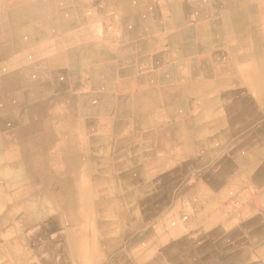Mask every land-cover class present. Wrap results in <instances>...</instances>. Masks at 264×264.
Wrapping results in <instances>:
<instances>
[{
	"label": "crops",
	"instance_id": "0c3cea01",
	"mask_svg": "<svg viewBox=\"0 0 264 264\" xmlns=\"http://www.w3.org/2000/svg\"><path fill=\"white\" fill-rule=\"evenodd\" d=\"M52 8L30 42L0 20V264H264V118L243 69L264 47L235 30L264 35L258 0Z\"/></svg>",
	"mask_w": 264,
	"mask_h": 264
},
{
	"label": "bare ground",
	"instance_id": "6f19581e",
	"mask_svg": "<svg viewBox=\"0 0 264 264\" xmlns=\"http://www.w3.org/2000/svg\"><path fill=\"white\" fill-rule=\"evenodd\" d=\"M0 1H6V4L9 8V19L6 21L9 23V25H11L12 27H9V30L13 31L14 32V37L16 38L15 40L16 41H19V39H23L24 41H27V42H30L32 39H31V34L33 33V30H31V20H43L44 19V11H43V6H49V7H60V5H63V4H73V5H76V4H80V0H0ZM244 2V1H243ZM254 3H257V2H254ZM243 4V3H242ZM251 4V3H250ZM253 4V3H252ZM258 4H259V8H260V11L258 12L259 14L258 17H259V20L260 21H263L264 19V0H258ZM248 5V4H247ZM256 5V4H255ZM223 6V5H222ZM249 6V5H248ZM251 6V5H250ZM257 6V5H256ZM90 7V6H89ZM258 7V6H257ZM47 8V7H46ZM52 8V9H53ZM69 8V7H68ZM73 8V7H72ZM210 8V7H209ZM253 9V8H252ZM75 10V9H73ZM256 10V9H255ZM8 12V11H7ZM51 12V11H50ZM74 12V11H73ZM253 12V11H251ZM49 14V13H48ZM230 13H225V15L228 16V20H232V21H235V24H239V23H246L247 20H249V15L248 13L244 12V11H236V12H233L229 15ZM253 14V13H252ZM53 15H57L58 14H53ZM66 15V14H65ZM255 15V14H253ZM69 16V15H67ZM47 17V16H45ZM59 17V16H58ZM57 17V18H58ZM256 17V16H255ZM61 18V17H60ZM63 18V17H62ZM47 19V18H46ZM216 20V18H215ZM251 20V19H250ZM50 21V20H48ZM214 21V20H213ZM53 22V21H52ZM253 22V21H251ZM45 23L46 20H45ZM50 23V22H49ZM48 23V25H49ZM261 23V22H260ZM52 24V23H51ZM221 24V23H220ZM219 24V25H220ZM26 25H30L28 27H25ZM35 25V24H34ZM38 25V24H37ZM41 25V24H40ZM184 25V24H183ZM218 25V26H219ZM248 25V24H247ZM261 25V24H260ZM103 27V26H102ZM215 27V26H214ZM221 27V26H220ZM245 27V26H244ZM261 27V26H259ZM4 28V27H3ZM47 28V26H46ZM235 29V28H234ZM256 28H254L255 30ZM51 30V29H50ZM57 30V29H56ZM217 30V29H216ZM237 30L239 33V35L241 36V38L244 39V43L242 45V48H244V51L245 50H248L253 44L255 45H258L257 42H260V49H262V47H264V41H261V40H264V35H261L260 36V40H258L256 38V36L253 37L254 39V42L251 43L250 40H251V36L250 38H248V36L250 35V33L248 32V30H246L245 28L241 31V30H238V29H235ZM36 31V30H35ZM34 31V32H35ZM46 31V30H45ZM49 31V30H48ZM218 31V30H217ZM225 31V29L223 30ZM251 31V30H250ZM261 31V30H260ZM226 32V31H225ZM220 33V32H219ZM262 33V32H261ZM232 34V33H231ZM236 34V35H238ZM21 35V36H19ZM43 35V34H42ZM210 35V33H209ZM238 35V36H239ZM24 36V37H23ZM222 36V35H221ZM4 35H0V40L1 41H4V42H0L3 46L7 45L8 43L5 42L6 40L4 39ZM13 37V36H11ZM48 37V36H47ZM221 38V37H220ZM44 39V38H43ZM219 39V38H218ZM222 39V38H221ZM219 39V40H221ZM134 40V39H133ZM213 40V39H212ZM215 40V39H214ZM35 42V41H33ZM222 42V41H220ZM234 42H235V39H234ZM213 43V42H212ZM17 44V43H16ZM234 44V43H233ZM13 47V46H12ZM36 47V46H35ZM39 47V46H38ZM227 47V46H226ZM7 48V46L5 47ZM18 49V48H17ZM160 49V48H159ZM222 50V49H221ZM228 50V49H227ZM223 51H224V48H223ZM19 52V51H18ZM216 52V50L214 51ZM28 53V52H27ZM26 53V54H27ZM263 53V52H262ZM31 55V54H30ZM214 57V56H213ZM208 58V57H207ZM211 58V57H210ZM215 58V57H214ZM209 59V58H208ZM232 59V58H231ZM201 60V59H200ZM256 64V63H255ZM248 65H251V64H248ZM197 66V65H196ZM28 67V66H27ZM189 67V66H188ZM233 67V66H232ZM30 68V67H29ZM197 68V67H196ZM226 68V67H225ZM229 69V68H228ZM244 71H249L251 69H255L256 72L258 71L257 75V82H256V85H255V88H254V94L256 96V100H257V103H258V106H259V109H260V112L263 113L261 114L260 116H262L264 118V63L262 60H259V62H257L256 66H244ZM199 70V69H197ZM227 70V69H226ZM225 70V71H226ZM28 71V70H27ZM31 72V71H30ZM201 72V71H200ZM227 72V71H226ZM237 72V71H236ZM53 73V72H52ZM15 76V73H8V76H6L5 78L8 79V80H11L13 79ZM237 76V75H236ZM18 77V75L16 76ZM231 77V76H230ZM235 77V76H234ZM215 78V77H214ZM229 78V77H228ZM253 78V77H252ZM5 79V80H6ZM25 79V78H24ZM206 79V78H205ZM18 80H19V77H18ZM38 80V79H37ZM204 80V78H203ZM17 81V80H16ZM65 78H64V82H65ZM195 81V80H194ZM224 81V80H222ZM7 82V81H5ZM38 82V81H36ZM4 83V82H3ZM67 83V82H66ZM217 83V82H216ZM0 84H1V76H0ZM28 84H31V81H18V85L20 87H28ZM65 84V83H64ZM181 84V83H180ZM183 84V83H182ZM188 85V84H187ZM58 88V87H57ZM63 88V87H61ZM60 88V89H61ZM66 88V87H65ZM41 89V88H40ZM39 89V90H40ZM64 89V88H63ZM42 90V89H41ZM54 93V92H53ZM52 94V93H51ZM8 95V94H7ZM11 96H15V94H13L12 92L10 93ZM28 95H31V94H28ZM48 95V94H47ZM5 96V95H4ZM35 97L37 95H34ZM33 96V97H34ZM26 96H24L25 98ZM45 97V96H44ZM241 97V96H240ZM18 98V97H17ZM27 98V97H26ZM3 99V98H2ZM15 98L11 97L10 100H14ZM28 99H31V97H28ZM108 100V99H107ZM240 100V99H239ZM250 100V99H249ZM109 101V100H108ZM253 102V101H251ZM3 104V103H2ZM216 104V103H215ZM15 105V104H14ZM26 105V104H25ZM255 105V104H254ZM22 106V105H21ZM205 106V105H204ZM252 106V105H251ZM31 107V106H30ZM1 108V107H0ZM15 108V107H14ZM25 107H23V109L21 110H24ZM28 108V107H27ZM5 110V109H4ZM7 111V110H6ZM28 111V110H27ZM202 111V110H201ZM4 112V111H3ZM15 113V112H14ZM23 113V112H22ZM10 114V113H9ZM17 116V115H16ZM21 117V116H20ZM23 118V117H22ZM18 119V117H17ZM24 119V118H23ZM255 119V118H254ZM8 121V120H7ZM11 121V120H9ZM18 121V120H17ZM23 121V120H22ZM21 121V122H22ZM62 121H65V120H62ZM255 121V120H254ZM4 123V121H2ZM6 123L8 122H5V125ZM1 124V122H0ZM4 125V124H3ZM242 125V124H241ZM2 126V125H1ZM7 126V125H6ZM18 126V124H17ZM24 126V129H25V133H24V136L21 137L19 139V142L22 143L23 145H30V146H33L34 142L32 140V131L34 130L31 129V123H27L26 124H23ZM192 126V125H190ZM14 127V126H13ZM47 127H50V126H47ZM195 127V126H194ZM248 127V126H247ZM6 128V127H5ZM27 128V129H26ZM65 128V127H64ZM204 128V127H203ZM246 128V127H245ZM2 130V129H1ZM53 130L54 131H59V130H63L61 129L60 125L59 126H53ZM52 131V130H51ZM256 131H258L257 133L259 134H264V122H262L261 126L259 127V129H257ZM2 132V131H1ZM194 132V131H193ZM14 133V132H13ZM200 133V132H199ZM252 133V132H251ZM3 134V133H2ZM8 134V133H7ZM224 134V133H222ZM35 134H33L34 136ZM42 135V134H40ZM44 136H40V138L37 140L38 143L40 146L42 145H45V140L43 138ZM36 138V137H35ZM16 140V139H15ZM29 140V141H28ZM17 141V140H16ZM15 146V145H14ZM13 146V148H14ZM2 147V146H1ZM12 148V149H13ZM10 150V149H9ZM70 150V149H69ZM76 152V151H75ZM29 157V156H28ZM27 157V158H28ZM25 158V157H24ZM26 158V159H27ZM30 158V157H29ZM30 160V159H29ZM18 161V159H17ZM58 161V160H57ZM5 168V167H4ZM216 169V168H215ZM14 177L11 178L10 180L13 181V182H18L22 179H20L17 175H13ZM198 179V178H197ZM9 181V180H8ZM6 182V181H5ZM10 183V182H9ZM7 184V183H6ZM17 187V186H16ZM15 188V187H14ZM12 189V188H11ZM16 189V188H15ZM92 189V188H91ZM10 190V188H9ZM68 190V189H67ZM80 190V189H79ZM96 191V190H95ZM16 192V191H15ZM22 192V191H21ZM27 192V191H26ZM79 192V191H78ZM6 193V192H5ZM20 194V193H19ZM77 194V193H76ZM21 195V194H20ZM97 195V194H96ZM78 196V195H77ZM2 197V196H1ZM95 200V199H94ZM92 201V200H91ZM99 201V200H98ZM80 202V201H79ZM96 203V202H95ZM250 204V203H249ZM43 205V204H42ZM52 205V204H51ZM69 205V204H68ZM85 206V205H84ZM94 207V206H93ZM53 208V207H52ZM65 208V207H64ZM113 208V207H112ZM230 208V207H229ZM5 209V208H4ZM85 209V208H84ZM94 209V208H93ZM2 212V211H1ZM95 213V212H94ZM84 214V213H83ZM118 214V213H117ZM116 216V215H115ZM119 216V215H118ZM95 219V218H94ZM100 219V218H99ZM121 219V218H120ZM97 220V219H96ZM83 221V219H82ZM120 221V220H119ZM130 221V220H129ZM95 222V221H94ZM4 223V222H3ZM81 224V222H79ZM5 224V223H4ZM123 224V223H122ZM95 225V224H94ZM6 226V225H5ZM39 226V224H38ZM81 227V225H80ZM94 227V226H93ZM118 227V226H117ZM32 228V227H31ZM38 228V227H37ZM91 229V228H90ZM131 229V228H130ZM84 230V229H83ZM95 230V229H94ZM112 230V229H111ZM92 231V230H90ZM83 232V231H82ZM84 233V232H83ZM87 233V232H86ZM119 233V232H118ZM50 234V233H49ZM113 234V233H112ZM44 235V233H43ZM84 235V234H83ZM89 235V234H88ZM107 235V234H106ZM39 236V235H38ZM44 237V236H42ZM164 237V236H163ZM85 238H86V235H85ZM109 238V237H108ZM107 238V239H108ZM138 239V238H137ZM171 239V238H170ZM80 240V239H79ZM84 240V239H82ZM81 240V241H82ZM85 241V240H84ZM34 242V241H33ZM115 242V241H114ZM19 243V242H18ZM81 243V242H80ZM34 245V244H33ZM80 245V244H79ZM100 245V244H99ZM35 247V246H34ZM81 248V247H80ZM36 249V248H35ZM47 249V248H46ZM115 255V254H114ZM47 256V255H46ZM82 257V256H81ZM102 257V256H101ZM51 259V258H49ZM48 261V260H47ZM261 262V261H260ZM84 263V262H83Z\"/></svg>",
	"mask_w": 264,
	"mask_h": 264
},
{
	"label": "rangeland",
	"instance_id": "374dc122",
	"mask_svg": "<svg viewBox=\"0 0 264 264\" xmlns=\"http://www.w3.org/2000/svg\"><path fill=\"white\" fill-rule=\"evenodd\" d=\"M8 13H9V8L6 4V1L5 2L0 1V20H4L6 22L9 19ZM210 87H222V85L218 83H213ZM247 144L249 145V142Z\"/></svg>",
	"mask_w": 264,
	"mask_h": 264
}]
</instances>
